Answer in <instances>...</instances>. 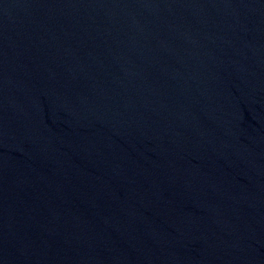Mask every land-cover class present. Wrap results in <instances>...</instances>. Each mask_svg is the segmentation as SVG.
Instances as JSON below:
<instances>
[{
	"label": "water",
	"instance_id": "obj_1",
	"mask_svg": "<svg viewBox=\"0 0 264 264\" xmlns=\"http://www.w3.org/2000/svg\"><path fill=\"white\" fill-rule=\"evenodd\" d=\"M0 264H264V0H0Z\"/></svg>",
	"mask_w": 264,
	"mask_h": 264
}]
</instances>
